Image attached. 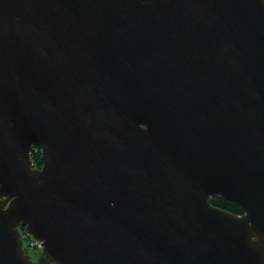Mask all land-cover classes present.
I'll return each instance as SVG.
<instances>
[{"label":"water","instance_id":"water-1","mask_svg":"<svg viewBox=\"0 0 264 264\" xmlns=\"http://www.w3.org/2000/svg\"><path fill=\"white\" fill-rule=\"evenodd\" d=\"M20 229L53 264H264V0H0V264Z\"/></svg>","mask_w":264,"mask_h":264},{"label":"trees","instance_id":"trees-1","mask_svg":"<svg viewBox=\"0 0 264 264\" xmlns=\"http://www.w3.org/2000/svg\"><path fill=\"white\" fill-rule=\"evenodd\" d=\"M31 160L33 163V167L34 168H39L41 167L42 163L40 160V150L39 147H33L32 151H31ZM209 202L212 206L217 207L221 210L227 211L231 214L234 215H242L243 211L242 209L236 205L235 203L229 202L227 200H225L222 197L219 196H211L209 198ZM20 234L22 235V241L24 244H26V242L28 241H32V238L29 237L25 231L20 229ZM25 254H29L27 249L25 250ZM34 264H53L51 262H49L45 257L42 256V254H39L34 262Z\"/></svg>","mask_w":264,"mask_h":264},{"label":"rangeland","instance_id":"rangeland-1","mask_svg":"<svg viewBox=\"0 0 264 264\" xmlns=\"http://www.w3.org/2000/svg\"><path fill=\"white\" fill-rule=\"evenodd\" d=\"M21 238H22V235H21ZM26 249H27V251L29 253L27 255L29 256V258L32 260L33 263L35 262L37 256L39 254H42L41 245L36 243V242H34L33 240L26 242V244L23 243L24 253H25Z\"/></svg>","mask_w":264,"mask_h":264},{"label":"flooded vegetation","instance_id":"flooded-vegetation-1","mask_svg":"<svg viewBox=\"0 0 264 264\" xmlns=\"http://www.w3.org/2000/svg\"><path fill=\"white\" fill-rule=\"evenodd\" d=\"M41 167H39L38 169H40Z\"/></svg>","mask_w":264,"mask_h":264}]
</instances>
